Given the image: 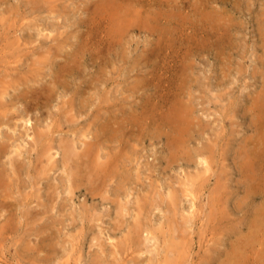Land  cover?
Instances as JSON below:
<instances>
[{
    "label": "rangeland",
    "instance_id": "obj_1",
    "mask_svg": "<svg viewBox=\"0 0 264 264\" xmlns=\"http://www.w3.org/2000/svg\"><path fill=\"white\" fill-rule=\"evenodd\" d=\"M45 1L0 0V264H264V0Z\"/></svg>",
    "mask_w": 264,
    "mask_h": 264
},
{
    "label": "bare ground",
    "instance_id": "obj_2",
    "mask_svg": "<svg viewBox=\"0 0 264 264\" xmlns=\"http://www.w3.org/2000/svg\"><path fill=\"white\" fill-rule=\"evenodd\" d=\"M47 1V0H46ZM45 1V2H46ZM51 1V0H50ZM169 1V0H168ZM45 2H44V5H46L45 4ZM48 2V1H47ZM55 2V1H54ZM97 2V1H96ZM95 2V3H96ZM101 2V1H100ZM106 3H107V1H105ZM110 2V1H109ZM112 2V1H111ZM56 3V2H55ZM98 3V2H97ZM166 3V2H165ZM101 4V3H100ZM104 4V3H103ZM163 4V3H162ZM169 4V3H168ZM57 6V5H56ZM102 6V5H101ZM118 6V5H117ZM98 7V6H97ZM112 7V6H111ZM120 7V6H119ZM55 9V8H54ZM100 9V8H99ZM108 9V8H107ZM116 9V8H115ZM114 9V10H115ZM136 9V8H135ZM139 9V8H138ZM150 9V8H149ZM200 9V8H199ZM47 10V9H46ZM49 10V9H48ZM85 10V9H84ZM113 10V9H112ZM141 10V9H140ZM38 11V10H37ZM51 11V10H50ZM60 11V10H59ZM100 11V10H99ZM123 11V10H122ZM44 12V11H43ZM102 12V11H101ZM120 12V11H119ZM127 12V11H126ZM129 12V11H128ZM107 13V12H106ZM200 13V12H199ZM52 14V13H51ZM113 14V13H112ZM121 14V13H120ZM159 14V13H158ZM2 15H4V14H2ZM124 15V14H123ZM156 15V17H157V14H155ZM105 17V16H104ZM124 17V16H123ZM89 18V17H88ZM106 18V17H105ZM151 18V17H150ZM90 19H92V18H90ZM154 19V18H153ZM87 20H89V19H87ZM110 20V19H109ZM155 20V19H154ZM199 20H201V19H199ZM205 20V19H204ZM219 21V20H218ZM152 25V24H151ZM195 25V24H194ZM219 27V26H218ZM222 27V26H221ZM225 27V26H224ZM115 28V27H114ZM216 28V27H215ZM106 29V28H105ZM111 29V28H110ZM109 29V30H110ZM140 29V28H139ZM107 30V29H106ZM119 31V30H118ZM121 32V31H120ZM263 33V32H262ZM212 34H214V33H212ZM218 35V34H217ZM91 36V35H90ZM120 36V35H119ZM232 36V35H231ZM92 37V36H91ZM118 37V36H117ZM209 37V36H208ZM200 42V41H199ZM227 42V41H226ZM197 43V42H196ZM225 43V42H224ZM226 45V44H225ZM221 46V45H220ZM227 46V45H226ZM47 58V57H46ZM49 59V58H48ZM61 68V67H60ZM62 69V68H61ZM74 69V68H73ZM255 76V75H254ZM5 77V76H4ZM60 77V76H59ZM7 79V78H6ZM65 85V84H64ZM67 85V84H66ZM46 88V87H45ZM54 88V87H53ZM3 90V89H2ZM8 90V89H7ZM8 92V91H7ZM4 94V93H3ZM259 95V94H258ZM79 96V95H78ZM80 101V100H79ZM79 103V102H78ZM1 104V103H0ZM258 105V107H259V111H260V113H261V116L263 117L262 118V122L260 121V123H262L261 125H260V127L261 126H263L264 125V103H259V104H257ZM85 108H86V106H85ZM247 110V109H246ZM4 113V112H3ZM5 115H6V113H5ZM257 115V114H256ZM183 117V116H182ZM2 119V118H1ZM179 119V118H178ZM170 120V119H169ZM184 121H185V119H184ZM171 122V121H170ZM33 123V122H32ZM103 123V122H102ZM171 124V123H170ZM184 126V125H183ZM120 127V126H119ZM189 128V127H188ZM263 128V129H262ZM261 128V130H263L264 131V127H262ZM183 129V128H182ZM36 133V132H35ZM36 135V134H35ZM39 135V134H38ZM110 136V135H109ZM99 137V136H98ZM108 137V136H107ZM178 137V136H177ZM119 138V137H118ZM174 138H176V137H174ZM102 139V138H101ZM104 139V138H103ZM112 139V138H111ZM177 139H179V138H177ZM182 139V138H181ZM36 140V139H35ZM39 140V139H38ZM37 140V141H38ZM96 140H97V138H96ZM98 140H99V138H98ZM40 141V140H39ZM75 141V140H74ZM113 142V141H112ZM36 143V142H35ZM261 143V142H260ZM38 144V143H37ZM43 144V143H42ZM73 144V143H72ZM93 144V143H92ZM253 144V143H252ZM35 145V144H34ZM40 145V144H39ZM44 145V144H43ZM47 145V144H46ZM88 145L89 144H87V143H85V148H84V152L83 153H85V156H87V155H89V154H91V147L90 148H88ZM181 145V144H180ZM37 146V145H36ZM59 146V145H58ZM68 146H69V144H68ZM95 146V145H94ZM253 146V145H252ZM70 147V146H69ZM72 147V146H71ZM250 147H251V145H250ZM49 148H51V147H49ZM73 148V147H72ZM263 148V147H262ZM52 149V148H51ZM51 149H49V150H51ZM75 149V148H74ZM42 150V149H41ZM59 150V149H58ZM64 150H67V149H64ZM259 150V149H258ZM17 151V150H16ZM90 151V152H89ZM260 151V150H259ZM68 152V151H67ZM3 153V152H2ZM20 153V152H19ZM69 155L68 156H70L67 160H69V159H71V156H73V158L74 157H77L76 156V154H74L73 153V151L71 150V151H69V153H68ZM102 154V153H101ZM50 155V154H49ZM67 155V154H66ZM64 156V155H63ZM52 157V156H51ZM76 159V158H75ZM80 159H82V158H80ZM65 160V159H64ZM89 160V159H88ZM18 161V160H17ZM81 162V161H80ZM93 162V161H92ZM18 163V162H17ZM63 163H64V161H63ZM74 163V162H73ZM72 163V164H73ZM87 163H89V162H87ZM69 164V163H68ZM71 164V163H70ZM94 164V163H93ZM206 164H207V162H206ZM87 166V165H86ZM113 167V166H112ZM70 168V167H69ZM71 169H73V168H70V170ZM76 169H78V166L76 167ZM101 169V168H100ZM106 169V168H105ZM35 170V169H34ZM74 170V169H73ZM20 171V170H19ZM72 171V170H71ZM104 171V170H103ZM78 172H80V171H78ZM14 173H15V171H14ZM91 173V172H90ZM74 174V173H73ZM81 174V173H80ZM89 174V173H88ZM87 174V175H88ZM118 174V173H117ZM249 174V173H248ZM43 175V174H42ZM76 175V174H75ZM84 175V174H83ZM86 175V176H87ZM90 175V174H89ZM17 176V175H16ZM38 177H39V175H38ZM89 177V176H88ZM106 178V177H105ZM40 179V178H39ZM109 179V178H108ZM86 180H87V178H86ZM89 180V179H88ZM122 180V179H121ZM90 182V181H89ZM79 183V182H78ZM250 183V182H249ZM91 184V183H90ZM80 185V184H79ZM78 185V186H79ZM252 185V184H251ZM79 188V187H78ZM99 188V187H98ZM48 189H49V187H48ZM73 189V188H72ZM76 190H77V188H76ZM49 191H50V189H49ZM48 195V194H47ZM5 196V195H4ZM99 196V195H98ZM8 197V196H7ZM96 197V196H95ZM38 199H39V197H38ZM4 200H6V199H4ZM54 200V199H53ZM56 200V199H55ZM246 200V199H245ZM52 201V200H51ZM52 203H53V201H52ZM119 204V203H118ZM47 206V205H46ZM120 206V205H119ZM52 207V206H51ZM123 212V211H122ZM139 216V215H138ZM124 225V224H123ZM260 225V224H259ZM140 228V227H139ZM134 230V229H133ZM135 231V230H134ZM251 231V230H250ZM136 232H138V231H136ZM131 233V232H130ZM254 233V232H253ZM263 233V232H262ZM140 234V233H139ZM136 239V238H135ZM155 239V238H154ZM252 240V239H251ZM133 241V240H132ZM173 241V240H172ZM129 242H130V240H129ZM251 243V242H250ZM252 244V243H251ZM253 245V244H252ZM169 246V245H168ZM255 246V245H254ZM250 248V247H249ZM245 249V248H244ZM168 250H170V249H168ZM171 251V250H170ZM172 254V253H171ZM170 255V254H169ZM47 256V255H46ZM48 257V256H47ZM44 258H42V260H43ZM46 259V258H45ZM238 260V259H237ZM229 261V260H228ZM231 264V263H230Z\"/></svg>",
    "mask_w": 264,
    "mask_h": 264
}]
</instances>
